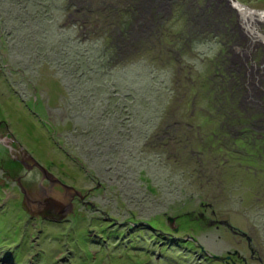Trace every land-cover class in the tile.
<instances>
[{"label": "rangeland", "instance_id": "rangeland-1", "mask_svg": "<svg viewBox=\"0 0 264 264\" xmlns=\"http://www.w3.org/2000/svg\"><path fill=\"white\" fill-rule=\"evenodd\" d=\"M137 1L0 0L3 140L90 200L30 217L0 143V264H264V46L239 40L252 58L233 76L228 0H172L159 19ZM204 40L220 49L194 72L182 57Z\"/></svg>", "mask_w": 264, "mask_h": 264}, {"label": "flooded vegetation", "instance_id": "flooded-vegetation-1", "mask_svg": "<svg viewBox=\"0 0 264 264\" xmlns=\"http://www.w3.org/2000/svg\"><path fill=\"white\" fill-rule=\"evenodd\" d=\"M171 1L172 0H138L137 6H135L137 9L136 12L138 11V15H140L139 18L143 19L145 17L146 13L150 14L149 12L152 11L156 14V16H157L156 18L159 19L160 17L164 16V14L166 13V10H170ZM146 3H150L151 5H148V7L146 8L145 7ZM218 3L220 4V2H218ZM222 5H225L224 9L227 8V12H228V18H226L224 20L225 22L229 23L230 20H232L229 17L233 16V14H231V13L234 10H237V12L239 13L238 14L239 15L238 20L234 21V22L238 21V23H235V24L231 23L232 29L230 31V34H232L233 44L234 45L236 44V45L232 46V48H230L228 50L231 57H229L227 60V61H229L230 67L233 70L232 71L233 73H231V74L233 76L236 75L238 77L239 76L238 70L240 71V69H242V68H247L248 65L251 64V63H248V61H250V59L252 58V55L249 56L247 54V53H249L247 51H249L250 47L248 49L247 46H244L246 49L245 48L239 49V47H237V43L239 40H241V41L244 40L243 43L245 44L248 41L250 46L252 43H253L254 47L259 46V48H260V47L264 46V29H260V23H259V21H262V19H264V15L260 16V15L253 14V13L242 12V11H240V9H238L234 5L233 0H228L227 4L222 3ZM254 9H256V8H254ZM208 13L209 14H207V13H204V14L209 17L210 12H208ZM202 16H204V15H202ZM139 18H138V20H139ZM248 56H249V58H247ZM251 67L246 69V75H247V72L249 70H251L250 71L251 75L255 76L256 75L255 71L257 70V72H258L257 63L253 62ZM244 71H245V69H244ZM246 75H245V77H246ZM256 80L260 81L258 74H257ZM249 83H255L256 84L258 82H256V81L251 82L250 81ZM259 85H260V83H259ZM247 86L249 89H251V87L249 85H247ZM262 93L264 94V91H262ZM257 94L259 96V92H257ZM263 110H264V108H263ZM260 112H261V110L255 109V110L251 111L250 113L252 115H256ZM258 116L256 115V117H258ZM3 127H5V129H7V131H0V143L3 144L7 148L11 147V149L9 150L11 157L16 162H18L24 170L23 173H21V174L16 173L15 176L8 175V177H10L13 180L15 187L11 186L10 184L9 185L5 184V186L7 188L9 186V188H11V189L13 188L15 190L16 189L20 190V192L22 194L21 204L25 208V210L28 212L30 217H32V218L36 217V218H40L42 220L44 219L45 221H48V222H56V221H61V220L63 221V220H65V217L69 213H71V212L73 213V211H74L73 206L77 205L78 203L84 204L87 207V209L90 208V205H86L88 203V201H90V200H88L89 197H87V194L89 192H86L85 194H80L83 197H81L80 195L78 196L76 191L73 188L65 187L59 181L60 179L59 180L57 179L58 178L57 176L45 173V171L42 170L38 164H36V161L31 156V154L26 149H24L19 142L14 140V141H16V147L10 146L6 142H4L3 139H4V137H6L5 135L9 134V136H11L12 134H10V131H8V124L6 122L0 123V130ZM1 136H3V137H1ZM48 197H53L55 200V203L59 204V206L61 205V203H65L66 201H68V203L71 205V207H70L71 209L68 210L67 215L62 214L63 212H60L61 214L60 213L59 214L52 213L53 218H55V219H50L48 217H44L40 213V208H37L34 204L38 201L47 199ZM91 207H92V205H91ZM93 208L98 210L97 209L98 207H96V206ZM213 212L215 214V211H213ZM59 218H61V219H59ZM203 219L207 220L206 217ZM111 221H113V220H111ZM113 222L116 223L117 221L116 222L113 221ZM227 227L230 228L229 226H227ZM245 238L248 240L247 236ZM249 246L251 248V253H252L251 257H256L255 256L256 250L252 246V243H249ZM237 255L240 256V254L238 252H237ZM241 257L242 256H240V258ZM260 259L262 260V258H260ZM226 260L228 263L232 262L233 264H237V261L235 259L234 254L229 255ZM242 260L247 262V259L245 257H242Z\"/></svg>", "mask_w": 264, "mask_h": 264}, {"label": "water", "instance_id": "water-1", "mask_svg": "<svg viewBox=\"0 0 264 264\" xmlns=\"http://www.w3.org/2000/svg\"><path fill=\"white\" fill-rule=\"evenodd\" d=\"M234 5L240 9V11L242 12H246V13H253V14H257V15H264V11L263 10H258V9H254L251 7H248L247 5L239 2L238 0H233ZM35 160V159H34ZM36 161V160H35ZM36 164H38L40 166V168L42 170L45 171V173H48L50 175H53L45 166H42L41 164H39L36 161ZM59 180V178H57ZM65 187H69L68 185H66L65 183H63L61 180H59ZM73 188V187H72ZM75 189V188H73ZM76 193L78 195H80L81 193L79 192V190H76ZM81 196V195H80ZM83 197V196H81ZM92 206L94 205L92 202H89ZM37 208H40V213L44 216V217H48L50 219H55L53 218L52 213H57L59 214L60 212H63L62 214H66L69 210L70 204H68V201H66L65 203H61V205L59 206V204L55 203V200L53 197H48L47 199L38 201L34 204ZM59 206V207H58ZM61 214V213H60ZM61 219V218H59ZM117 221V220H116ZM168 223L170 224V226L172 228H174L175 230H178L179 227L175 225V218L173 216L168 217ZM213 223V222H212ZM210 222V225L212 224ZM221 224L227 225L231 228V230L234 233H241L243 236H247L249 242H252V238L250 236H248V234L244 231L241 230H236L234 228V226H232L230 223H228L226 220H222ZM205 251V250H204ZM206 252V251H205Z\"/></svg>", "mask_w": 264, "mask_h": 264}, {"label": "clouds", "instance_id": "clouds-1", "mask_svg": "<svg viewBox=\"0 0 264 264\" xmlns=\"http://www.w3.org/2000/svg\"><path fill=\"white\" fill-rule=\"evenodd\" d=\"M219 49L220 45L215 40L193 41L192 52L199 54L198 58L193 59L185 55L182 60L192 66L194 72L203 73L205 69L203 61L215 59Z\"/></svg>", "mask_w": 264, "mask_h": 264}, {"label": "trees", "instance_id": "trees-1", "mask_svg": "<svg viewBox=\"0 0 264 264\" xmlns=\"http://www.w3.org/2000/svg\"><path fill=\"white\" fill-rule=\"evenodd\" d=\"M165 215H168L167 216V223H168V217H169V214H168V212H165L164 213ZM156 220V218L154 217V218H152L151 220H150V222L149 223H147V224H150L155 230L157 229L156 227H155V224H154V222H156L155 221ZM198 220H200V221H205V219H203V218H201L200 216H199V219ZM206 222V221H205ZM135 224V223H134ZM134 224H132V225H129L130 227V229H132L133 227H134ZM201 225H203V224H200V226ZM167 226H169V228L167 229V232L165 231V233H170V231H171V235H173L172 234V231L174 230L171 226H170V224L168 223V225ZM203 227V226H202ZM157 230H159V229H157ZM161 232H163V230H160ZM110 234H113L112 233V231L110 232ZM193 241H196L195 239H193Z\"/></svg>", "mask_w": 264, "mask_h": 264}, {"label": "bare ground", "instance_id": "bare-ground-1", "mask_svg": "<svg viewBox=\"0 0 264 264\" xmlns=\"http://www.w3.org/2000/svg\"><path fill=\"white\" fill-rule=\"evenodd\" d=\"M68 204H69V203H68ZM70 207H71V205H70ZM70 207H69V209H71Z\"/></svg>", "mask_w": 264, "mask_h": 264}]
</instances>
